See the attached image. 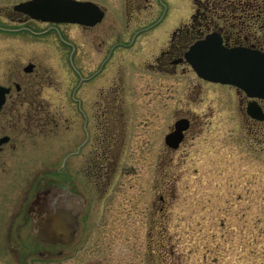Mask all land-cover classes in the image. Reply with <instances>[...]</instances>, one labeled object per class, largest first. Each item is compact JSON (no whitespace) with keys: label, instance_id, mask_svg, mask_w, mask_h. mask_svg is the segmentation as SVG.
I'll return each mask as SVG.
<instances>
[{"label":"rangeland","instance_id":"374dc122","mask_svg":"<svg viewBox=\"0 0 264 264\" xmlns=\"http://www.w3.org/2000/svg\"><path fill=\"white\" fill-rule=\"evenodd\" d=\"M20 1L0 0V80L6 69L16 76L34 63L45 77V88L36 89L58 125L37 127L39 115L15 121L28 133L14 134L0 151V264H264V131L250 125L244 96L184 64L169 72L149 66L173 31L190 24L193 1L90 0L106 11L100 29L61 24L62 35L46 23L10 21ZM118 37L133 42L103 50ZM101 38L102 53L87 49ZM121 61L131 74L125 113L114 112L117 129H96V100L117 89ZM82 79L94 83L92 126L75 104ZM180 117L191 124L171 149L164 136ZM53 169L57 189L75 195L81 211L75 239L48 254L50 246L27 236L28 223L21 239L8 234L15 233L11 220L25 214L31 181Z\"/></svg>","mask_w":264,"mask_h":264},{"label":"flooded vegetation","instance_id":"af4514ba","mask_svg":"<svg viewBox=\"0 0 264 264\" xmlns=\"http://www.w3.org/2000/svg\"><path fill=\"white\" fill-rule=\"evenodd\" d=\"M102 9L104 10L105 16L106 11L103 7ZM7 16L9 17L10 21L15 19L19 22L31 20L40 23H46L48 25V29L52 28L60 35L62 34L56 27L58 25L71 24L81 28L82 30H90L91 33H93L94 30L96 32L97 27L104 19L103 17L100 22L92 26L78 23L41 22L30 18L28 15L22 12L14 11L13 8ZM196 17H199V23L197 26L193 24ZM98 29L100 28L98 27ZM5 30H8V28H5ZM209 32L219 33L225 46L246 47L264 54V0H244L242 3L240 2L237 5L235 4L232 12L217 16L212 21L208 19V16L204 11L201 10L200 12L195 10L189 25H184L173 31L169 47L161 52L159 57H157L153 63H149L150 69L167 70L169 72L175 70L178 65L184 64L189 66V64L183 59V52L188 47L190 41L200 39ZM176 38L179 40L175 43ZM75 41V38H71L69 40V44L75 46L77 45ZM132 42L133 41L130 40L129 43L126 44L123 37H118V40L115 43L109 44L103 50L106 49L107 52L110 51L111 54L113 53L115 47L125 48ZM173 43L176 44V48H174L175 46L172 48ZM86 44L89 45L87 47L88 50L95 52L96 55H99V53H102V51L101 49L99 52L97 50L105 44V39L101 38V41L95 43L96 47L92 46L90 41ZM101 60L103 59L100 57L95 67H97L98 62ZM119 63V71L117 69L118 74L116 77L119 88L117 87V89H111V98L108 97L109 95H106L107 92H105L106 94H104V92H100L99 95L106 96V100H96V103L101 104L100 113L102 114V118H98V120L95 121L94 125L97 127H95L96 129H117V126L120 125V121L117 122L112 119L114 117L113 115L115 114L114 112L116 111L119 114L125 113L123 98L125 89L131 86V74L129 72L130 70H124L125 67L123 66L122 61ZM28 64H32L31 71H25L24 69ZM6 70L9 71V74H6L3 80H0V85L7 89L4 94V101L0 107V122H2V120L5 122L3 124L0 123V139L7 137V140L0 144V151L3 149L4 145L11 143L12 136H14V134L23 136L24 134L28 133L26 128H20L21 125L20 127H17L15 121L29 119L30 122H32L35 116L39 115L40 117L37 119V127L43 128L48 125L49 130L51 131L54 130L58 125L56 122L57 118L55 112L51 113V111H49L48 104L46 101H44V97L41 96V92L43 90L36 89L37 85L45 88V77L43 72L38 70L37 66H35V64L32 62H28L25 66H23V73H16V76H14L11 68L10 70ZM92 72L94 73L93 69L89 70L88 74ZM23 77L25 80H23ZM92 77L94 76L91 75L90 78ZM93 87V81L82 79L80 85L75 89V92L78 91L80 93V96H75V104H77V109L80 107V110H84V114L87 115L85 122L91 126L93 124L92 120L94 117L91 103ZM115 90L122 92L121 98L123 99V106L121 107L119 104V98H117L118 96L114 95V93H116ZM236 91L241 93L245 98L244 110L247 118L249 119L250 125L252 127H258L257 131H259V129L264 131V99L250 98L247 97L242 91L238 89H236ZM115 102H117V107L114 108ZM250 102H256L258 104L263 115L262 119H256L247 114L246 107ZM79 109L78 111H80ZM98 113L99 112L97 111V113L94 114L98 115ZM101 119L104 121H100ZM107 119L112 121H108ZM31 126L33 125L31 124ZM103 137L104 139L101 141V143L102 146L106 147L107 142H109L111 138L106 133L105 136L103 135ZM11 146L15 147L16 143L12 142ZM106 151L104 149V151H101L99 154H106ZM58 181L59 177L55 173V169L52 171H47V176L44 179L40 180L38 177H36L31 181V184H29L28 188L33 190V197L26 205L25 214L18 218L20 222L17 224L15 223L14 225L13 221L17 222V220L13 219L9 223V226H13L15 229L14 234H12L8 229L9 237L21 239V232L23 228L29 224L31 229L29 233H27V236L32 233L33 229L37 228L39 231L35 229V238L38 240L40 239L39 241L42 239L47 240L43 242L50 246L46 251L48 254L55 253L56 245L65 244L66 240L70 238V232L73 230V226L75 227L76 225L74 223H78L81 207L80 204L75 201V199L71 198V196H69L67 201H64L65 203H62V201L57 197ZM42 231L43 233L41 234L40 232ZM57 252L59 253L60 251L58 250Z\"/></svg>","mask_w":264,"mask_h":264},{"label":"water","instance_id":"95a60500","mask_svg":"<svg viewBox=\"0 0 264 264\" xmlns=\"http://www.w3.org/2000/svg\"><path fill=\"white\" fill-rule=\"evenodd\" d=\"M13 10L40 21L88 26L101 21L104 15L101 7L89 0H25L14 4ZM183 57L199 77L235 86L248 97L264 99L263 53L246 47L225 46L220 34L211 32L194 41L183 53ZM24 69L31 71L32 64H28ZM6 91L7 89L0 85V107ZM246 112L253 118H263L256 102L248 103ZM189 125L187 118L177 119L173 129L164 137L165 144L171 149L178 148ZM6 140L7 137H3L0 144Z\"/></svg>","mask_w":264,"mask_h":264},{"label":"trees","instance_id":"16d2710c","mask_svg":"<svg viewBox=\"0 0 264 264\" xmlns=\"http://www.w3.org/2000/svg\"><path fill=\"white\" fill-rule=\"evenodd\" d=\"M194 9L197 11H204L210 21L214 20L217 16L224 15L225 13L232 12L235 4L242 3L244 0H192ZM199 23V17L195 19L194 25ZM195 34V33H194Z\"/></svg>","mask_w":264,"mask_h":264}]
</instances>
